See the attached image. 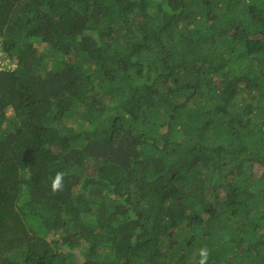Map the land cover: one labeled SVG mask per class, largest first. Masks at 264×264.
I'll use <instances>...</instances> for the list:
<instances>
[{
  "label": "trees",
  "instance_id": "obj_1",
  "mask_svg": "<svg viewBox=\"0 0 264 264\" xmlns=\"http://www.w3.org/2000/svg\"><path fill=\"white\" fill-rule=\"evenodd\" d=\"M0 39V264H264V0H0Z\"/></svg>",
  "mask_w": 264,
  "mask_h": 264
},
{
  "label": "clouds",
  "instance_id": "obj_2",
  "mask_svg": "<svg viewBox=\"0 0 264 264\" xmlns=\"http://www.w3.org/2000/svg\"><path fill=\"white\" fill-rule=\"evenodd\" d=\"M1 40V39H0ZM7 62L4 61V52L2 50V44H0V72L5 70ZM15 67V66H14ZM63 172H57L51 184V190L55 193L63 190ZM200 260L199 264H208L209 257L211 255L210 250L207 247H203L199 250Z\"/></svg>",
  "mask_w": 264,
  "mask_h": 264
}]
</instances>
